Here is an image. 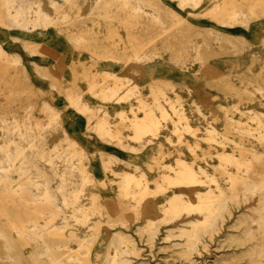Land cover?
Masks as SVG:
<instances>
[{"label":"rangeland","instance_id":"374dc122","mask_svg":"<svg viewBox=\"0 0 264 264\" xmlns=\"http://www.w3.org/2000/svg\"><path fill=\"white\" fill-rule=\"evenodd\" d=\"M40 1L52 22L46 28L34 13L26 17L32 22L27 24L13 18L14 9L0 7V140L3 127L12 132L28 129L44 158L33 157L22 141L23 155L34 163L18 177L13 169L21 158L9 169L0 155V168L9 170L12 185L29 179L42 190L46 182L49 197L41 195L38 202L51 218L38 219V226L61 228L65 237L60 250L58 238H49L51 259L63 253L61 257L87 258L88 264H109L117 254L118 264H264V0H238L234 16L213 12L228 0L189 1L182 8L178 0ZM123 1L136 8L133 17L119 8ZM42 45L53 54L43 52ZM69 98L77 99L80 109L68 107ZM155 99L167 116L164 123L160 118L156 136L137 141L129 129L130 110L142 117L141 101L145 110L151 108L160 117ZM170 104L178 114L170 112ZM53 112L60 119L52 120ZM102 119L108 136L87 129L88 121L94 127ZM174 125L180 142L169 132ZM208 127L218 133L214 141L205 134ZM73 148L81 150V164L91 180L83 183L78 172H70L59 190L58 174L68 167L67 154ZM223 150L248 166L245 171L222 165L228 173L245 177V184L229 186L218 158ZM44 159L52 160L54 168ZM179 159L198 164L215 182L204 178L206 183L196 190L166 186L164 193L153 194L164 174L173 175L167 167L176 168ZM128 174L143 176L152 192L138 206L117 188ZM216 186L225 192L226 202L214 225L200 229L191 246L182 232L203 215L163 221L161 210L176 194L195 203V191L216 193ZM6 223L0 218L16 248L6 251L0 238V264L50 263L42 245L15 236Z\"/></svg>","mask_w":264,"mask_h":264},{"label":"bare ground","instance_id":"6f19581e","mask_svg":"<svg viewBox=\"0 0 264 264\" xmlns=\"http://www.w3.org/2000/svg\"><path fill=\"white\" fill-rule=\"evenodd\" d=\"M12 1L13 0H0V7L4 6V8H5V10L7 12H10L11 9H14L15 15H14L13 18L15 20L22 19L27 24H30L32 22H30L26 17L27 16L30 17V15L32 13H34L37 16V20H40L39 22H41L43 27L46 28L48 24L52 23L51 20H50L49 15L43 11V8L41 6V1L40 0H19L18 5H16V6L10 5ZM98 1H102V0H98ZM109 1H115V0H109ZM189 1L190 2H195V0H178V4L182 8ZM258 1H262V0H258ZM237 2H238V0L225 1L222 5L215 6L213 8V12H215L216 14H218L220 16L227 15V12H232V15L234 16L237 13V8H238ZM50 5H52V3H50ZM119 8L121 10L128 11L129 12V16H132V17L134 16L135 11H136V8L132 7L126 1L121 2L119 4ZM154 19L157 20L156 17H154ZM177 25H178V23H177ZM160 36L161 35H159V37ZM41 48H42V50H44L43 52H46V53L51 54V55L53 54V50H52V53H51V51H50L51 49L49 50L44 45H42ZM54 58H55V56H54ZM56 58H57V56H56ZM83 70H85V69H83ZM80 72H81V70H80ZM86 72H87V70H86ZM105 76L106 77L116 78V80L119 81V77L116 76L112 72H105ZM79 78H82V76L79 77ZM120 78H122V77H120ZM137 104H138L139 108L143 109V116L139 117V116H137V113L135 112V110H133V109L130 110L131 117L129 118L128 122H129V129L133 133V138L135 140L139 141V140L143 139L144 137L156 136V133L159 130L160 120L162 121V119H160V118H163V123H164V119L167 116L166 111L156 101V99L154 101V105H155V108L159 111L160 117H157L154 114V112H153V110L151 108H149V109L147 108V110H145L144 108H146V105H144L141 101H138ZM165 105H166V103H165ZM68 107H71L72 109L73 108L80 109V106L78 104L77 99H73V98H69ZM170 108L172 109L170 112L173 111L174 114H178L179 113L171 104L169 106V109ZM181 108L183 109V107H181ZM179 115L178 116L180 117L179 118V120H180L182 118H181V114H179ZM60 116H61V114L59 112H53L52 113V120L57 121L58 119H60ZM119 116H120L121 120L125 119L123 114H120ZM87 127H88L87 129H89V130L96 131L100 136H108L109 135V128H108L107 123H106V121L104 119L100 120L94 127H92L90 121H88ZM179 127H181V126H179ZM190 128L191 127L189 126V124L186 121L184 123V129L186 131H189ZM60 129L62 130L63 134H65V138L68 139L69 136L67 135V132L65 131V129L63 127H61V126H60ZM169 132H173L174 135L176 134L177 135V141L178 142L181 141V134L178 133L179 132V128L176 125H174L173 131H169ZM205 134L208 137L209 141H214V137L216 135H218L217 131L213 127L206 128L205 129ZM22 141L26 142V144L28 146V149H29V151H30V153H31V155L33 157L36 156L37 154H39V152H40V142L33 141L32 135L29 133L28 129H25L24 131L17 130V131H13L12 132L8 128L3 127L1 140H0V155H1L2 159H4V161L8 164L9 169L14 167L13 161H14V159H16V157H20L21 158L20 159L21 163L16 168L13 169V171L15 172V174H17L18 177L23 176V174H25V172L28 170L30 165L34 163L32 161H29L23 155L22 147L20 146V143H19V142H22ZM166 142L169 144L168 141H166ZM230 142H232V141H229V143ZM74 144L75 143H72V146H74ZM187 151H189V150H187ZM39 158L43 159L44 155L42 153L39 154ZM82 158H83V154L81 153V150L79 148L78 149L73 148L72 150L68 151L67 159H66V163H68V167L64 171H62L60 174H58L59 180H60V184L58 186L59 190H62L63 187L65 186L67 174H69L70 172H72V173L73 172H78L79 175H80L81 182H83V183H86L89 180H91L90 175L88 174L87 170L81 164ZM218 158H219V161L221 163L220 166H222L223 163H224L225 165H227V164L234 165L237 170H241V168L242 169L244 168L245 171H248V166L242 160H240L239 158H237L233 154L226 153L224 150L218 155ZM44 162L51 169L54 168L52 160L44 159ZM74 162H77L76 166L73 165ZM209 167H210V165H209ZM167 168L172 171L173 175L164 174L162 179H161V182L158 185H156V187L154 188L155 191H154L153 194L158 195V194L164 193V191L167 189L166 186H170V187H174V188H181L182 190H186V191L196 190V188L198 186H200L201 184L206 183V181L203 180L204 178L205 179L206 178L209 179L210 182H213V183L215 182L214 179L210 178L207 175V173H206L204 168H202L198 164H195V167L193 166V164L192 165L191 164L188 165V164L184 163L181 159H179L177 161L176 168H173V167H170V166H168ZM223 168L225 170V173L228 174L227 175V180L229 182V186L230 187H234L237 183H242V184L246 183V178L245 177L240 176L239 174H235V175L234 174H230L225 169V167H223ZM8 172H9V170H2L0 168V218H3V219H5L7 221L6 225H8V227H10L11 230H13V233L15 234V236H17L19 238H23V237L27 236L30 239H32L35 243H37L39 245H42L43 253L47 257L50 258V263L49 264H71L72 261H74L75 264H88V259L87 258H80V257L74 256V255H67L65 257H61L63 255V253H61L62 254L61 256L59 255L58 257H55V258L51 259L52 255H51V246L49 245V242H48L49 238H52V237H57L58 238L57 239L58 240L57 243H59V244L56 245V249L60 250L61 248L63 249L65 247V237H64V234H63V231H62L61 228L51 229V227L48 226L47 224L44 225L43 229H41V227L38 226V221H37L38 219H40V218L45 219L46 217L51 218L47 214H45L44 211L39 207V202H38V198L41 195H43L46 198L49 197L48 186H47L46 182L45 183L43 182V184H42L43 187H42V190H41L39 188V186L35 182H33V181L29 180V179H27L23 183L20 182V183H16V185H12V181H11V179L8 176ZM117 188L120 190V193H121L122 196L127 197L128 195H131L132 196L131 198L136 202L137 206L139 205V203H141V201H143L148 195H150L152 193V192L150 193L148 191L150 189L147 187L146 181L143 179V176L135 177V176H133L131 174L124 175L121 178V180L118 182V187ZM216 189H217L216 193L214 191H212V190H209L207 193H201L199 191H195L196 198H197V201L195 203L194 202L191 203L190 201L184 199V197H182L181 194H176L170 199L168 204L165 207H163L162 210H161L163 221L165 219L169 218V217L179 218L182 214L189 215L191 213H197V214L203 215V219L202 220L199 219L200 221H198L197 223H193V225H192V227H191V229L189 231L182 232V236L185 235L187 237V239L189 241V244L191 246L193 245L194 242L197 241L196 240V236L198 235L197 232H199L200 229L205 230L206 227L208 228V227H210L213 224L212 221L215 220V219L213 220L215 214L221 208V205L224 204L223 202H226V201H224L225 200V196H226L225 192L222 191L218 186H216ZM116 191H117V189H116ZM255 211H256V213H258L257 209H255ZM45 215H47V216H45ZM220 216H222V215H220ZM243 217H245V216H243ZM262 217H263V215H262ZM195 219L197 220V218H195ZM246 219H248V218L246 217ZM250 220H252L251 222H253V219H250ZM263 222H264V220H263ZM258 223H259V220H258ZM152 224H153V221H150L149 225L151 226ZM239 225H241V223ZM167 230H170V229H167ZM150 233L151 232H149V234ZM0 238L3 241V247H4V249L6 251H11V250H13V248H16L15 245H14V239H13L14 236L10 235L8 232H6V230L2 227V224L0 225ZM162 238H164V237H162ZM231 241H232V239H231ZM174 244L175 243H173V246H174ZM152 245H153V243H152ZM180 245H181V243H180ZM201 245L203 246V244H201ZM255 246H257V245H255ZM125 248H126V246H125ZM191 248H193V247H191ZM221 248H223V247H221ZM120 249H121V247H120ZM218 249H220V248H218ZM160 250H162V249H160ZM190 250H188V252ZM181 251H180V253H181ZM111 252H114V250L112 249ZM164 252H166V251H164ZM177 252H179V251H177ZM183 252H184V250H183ZM180 253H178V254H180ZM185 253L187 254V252H185ZM185 253H184V255H186ZM247 253H245V254H247ZM173 254H174V252H173ZM188 254H190V252ZM188 254H187V256H188ZM258 255H259V253H258ZM116 256H117V254L114 255V257L110 260L109 264H118V260H117ZM119 257H120V255H119ZM171 258L173 259V257H171ZM183 258H185V257H183ZM214 261H216V260H214Z\"/></svg>","mask_w":264,"mask_h":264}]
</instances>
